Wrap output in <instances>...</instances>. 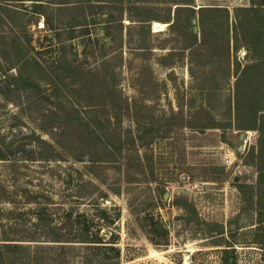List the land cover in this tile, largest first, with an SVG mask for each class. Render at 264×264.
Wrapping results in <instances>:
<instances>
[{
    "label": "rangeland",
    "instance_id": "1",
    "mask_svg": "<svg viewBox=\"0 0 264 264\" xmlns=\"http://www.w3.org/2000/svg\"><path fill=\"white\" fill-rule=\"evenodd\" d=\"M58 81L66 93L111 89L103 116L138 140L121 153L132 174L57 161L68 156L55 141L70 135L37 93ZM237 94L262 112L251 119L244 98L237 113ZM263 114L264 0H0V264H224L232 241L237 264H264ZM206 122L218 126L196 129ZM68 165L102 199L67 187ZM96 207L118 210L114 225L69 234L64 213Z\"/></svg>",
    "mask_w": 264,
    "mask_h": 264
},
{
    "label": "trees",
    "instance_id": "2",
    "mask_svg": "<svg viewBox=\"0 0 264 264\" xmlns=\"http://www.w3.org/2000/svg\"><path fill=\"white\" fill-rule=\"evenodd\" d=\"M147 33L149 35L152 34L151 30L149 29L147 30ZM192 36L194 37L195 41L196 36ZM111 79L112 78L106 80V84L111 85L110 88L113 89V85L109 84ZM25 82L28 83L29 81ZM26 84H23V86H27L26 88L28 89L32 88L31 82L27 85ZM62 84L63 83L58 81L57 83L52 85V88L49 89L47 95H45V93H43V95L40 92L37 93V96L39 97L38 99L44 100L50 105V110H48L49 115L52 118L56 117L64 121V123H62L57 128L59 133L62 135H66V137L70 135V138L67 141H55L57 147L68 156V158L63 159V156L59 155V153L56 152L58 158H61L57 161H59V163H68V161H70L69 159H71L73 161L81 162L83 158H87V161L92 164H109L111 166H117L118 170L119 166L123 165L130 172L129 174H132L131 168H133V164L128 159L122 157L121 153L124 147H127V151L128 149H133L138 140L134 139L135 137L132 136L131 130H128L126 132L127 134L122 138V136L117 133V129L119 128V124H117L118 122H114L111 126H108L107 123L110 125V121L109 119H105V117L103 116V110L107 105L105 104V100L113 93L111 89L107 88L102 90L101 92L91 91L77 93L76 91H74L66 93L61 88ZM207 94H210V92H207ZM244 98L246 102H250V104L247 103L244 107L245 114L250 115L251 119H255L263 109L262 107L256 109L254 108L256 104H258L257 102L260 101L254 96L250 95V97H246L245 94H237L235 97V111L238 113L240 100ZM82 100H84V103L86 105H82ZM113 102L115 103V106H117L118 103H116V101ZM110 104L112 105L113 103ZM263 118L264 114L260 119L262 120ZM105 126H107L108 130L109 127H111L113 130L111 132H106L107 129L105 128ZM216 126L218 125L211 122L199 123L196 125V129L204 130L215 128ZM188 128L192 127L189 126ZM241 129H252L258 131L259 133L262 132L260 126L257 127L256 124L252 125L251 123H249V125H246L245 127H242ZM163 136L164 135H162L161 138H164ZM145 137L146 134L141 141L143 142L144 146H148L150 144L149 139H145ZM42 143H44V145H47L43 141ZM72 148H74L73 151ZM88 149L91 150V154H88V151H86ZM4 157L5 156L2 155L0 151V158ZM47 158L48 157H45V159ZM66 170L68 172H65L64 176L66 179L65 184L67 185V187L74 182L75 184H77L76 186H73L76 187L74 191L76 192V190L80 189L82 185H88L96 191L94 193V198L102 199L100 195L101 191L99 190V188L95 184L89 182L88 179L83 178V176H81V174L79 173L80 171L73 169L72 166L67 167ZM91 175H93L99 182L103 184V182L100 181L101 179H99V177H96V175L94 174ZM77 199L83 198L77 197ZM96 206L100 205L96 204ZM108 213V210L99 207H96L95 213H90V215L86 212L82 213L79 209H70L69 211L64 213V216L66 218L65 222L70 224L71 230L69 234H72L75 230V234H77V232H80V235L75 237L76 239H79L82 236L85 238H93L92 231L96 227H98L97 225H99V229L101 227V224H99V222L97 221L106 220L107 223L114 225V221L119 217L118 210H116V213H114L113 215H109ZM88 215L90 216L89 218H87ZM72 217H74L73 223H71ZM63 224L66 223H62V225ZM211 226L217 225H208V227ZM255 226V231H264V227H261L264 226V221H258ZM221 234L223 233H217V235ZM95 238H98L96 237V234ZM233 244L236 243L232 241L229 243V245H226V247H229V249L225 248L221 250L222 254L231 256L228 259L224 260V264H237L236 256L233 255V253H236L235 249L233 248ZM251 244L255 245L254 247L260 246L262 244L260 242V235H254V239L251 241Z\"/></svg>",
    "mask_w": 264,
    "mask_h": 264
},
{
    "label": "bare ground",
    "instance_id": "3",
    "mask_svg": "<svg viewBox=\"0 0 264 264\" xmlns=\"http://www.w3.org/2000/svg\"><path fill=\"white\" fill-rule=\"evenodd\" d=\"M166 27L165 23H161V22H153L152 23V30L153 32H160L163 31Z\"/></svg>",
    "mask_w": 264,
    "mask_h": 264
},
{
    "label": "water",
    "instance_id": "4",
    "mask_svg": "<svg viewBox=\"0 0 264 264\" xmlns=\"http://www.w3.org/2000/svg\"><path fill=\"white\" fill-rule=\"evenodd\" d=\"M192 23H195V20L192 21ZM244 137H245V133H240L239 135V141L243 142L244 141ZM241 150V146H239L238 151ZM164 199H166V195H164Z\"/></svg>",
    "mask_w": 264,
    "mask_h": 264
},
{
    "label": "built area",
    "instance_id": "5",
    "mask_svg": "<svg viewBox=\"0 0 264 264\" xmlns=\"http://www.w3.org/2000/svg\"><path fill=\"white\" fill-rule=\"evenodd\" d=\"M225 163H226V164H230L229 161H228L227 159H225Z\"/></svg>",
    "mask_w": 264,
    "mask_h": 264
}]
</instances>
